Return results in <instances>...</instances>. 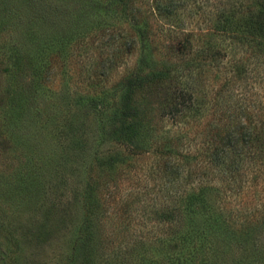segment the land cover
I'll use <instances>...</instances> for the list:
<instances>
[{"label": "rangeland", "instance_id": "1", "mask_svg": "<svg viewBox=\"0 0 264 264\" xmlns=\"http://www.w3.org/2000/svg\"><path fill=\"white\" fill-rule=\"evenodd\" d=\"M227 1L186 0L180 24L206 33L214 28L218 6ZM106 5L104 0H39L31 8L27 0H13L5 7L10 11L5 20L0 7V264H83L94 255L95 264H194L191 258L195 264H258L253 252L262 248L264 255V146L251 143L233 157L236 170L220 171L210 164L215 138L202 132L207 135L204 124L226 112L255 125L264 141V58L259 54H248L239 77L225 86V74L201 61L210 70L206 86L214 88L212 98L228 97L227 104L236 108L214 106L190 127L161 119L163 133L177 140L171 158L178 170L170 176L172 170L159 169L162 154L128 160L119 172L96 167L90 176L101 189V204L87 215L82 183L89 178L85 165L97 138L91 129L99 121L111 125L109 115L120 106L127 79L146 67L149 56L165 59L168 45L178 40L148 15L154 27L151 46L134 48L130 26ZM48 9L50 27L43 23L45 14L38 16ZM113 34H121L120 43L106 45ZM213 35L218 41L224 37ZM228 41H222L225 48ZM207 42L200 37L197 45ZM152 90L144 93L145 102L155 99ZM66 143L89 148L74 157L72 170L39 173L58 159V147ZM111 145L104 141L100 157ZM225 161L230 164L229 155ZM199 182L212 187L206 198L214 213L200 212L192 227H201L210 215L233 220L239 231L246 228L238 244L228 248L229 243L216 242L213 249L197 251L187 248L188 241L186 247L187 226L179 231L163 222L162 206L186 189L196 190Z\"/></svg>", "mask_w": 264, "mask_h": 264}, {"label": "trees", "instance_id": "2", "mask_svg": "<svg viewBox=\"0 0 264 264\" xmlns=\"http://www.w3.org/2000/svg\"><path fill=\"white\" fill-rule=\"evenodd\" d=\"M27 1L31 3V8H36L37 2H39V0ZM94 2L98 4V1ZM104 2H107L108 12L113 13L114 17L119 16L123 23L130 26V31L136 37L133 40L134 45H132L134 48L141 47V44L151 46L154 27L151 25V18L148 15H153L159 22H162L163 28H169L170 33L178 36V40L168 45L165 59L161 58L157 61L149 56V60H145L146 67L133 73L127 79L124 92L120 97V106L109 115L111 125L99 121L94 126V130L91 129L97 138L89 149L94 151L92 159L89 163H85V170L88 171L89 178L82 183L84 202L88 206L87 215L90 214V210L95 204H99V206L101 204V189L90 176L95 172L96 167L119 172L126 167L128 160L148 154H162L165 159L158 164L159 169L172 170L170 176L174 175L179 164L174 162L171 157L177 154L176 150L179 148L176 146L177 140L165 135L163 129L158 126V122L164 118H172L176 124L183 123L186 127H190L193 121H204L208 111H212L214 106L227 104L228 97H220L215 93V97L212 98L214 88L210 89L206 86L210 70L205 68L206 64L204 62L202 64L201 61L208 60L210 68L225 74L223 77V86H225L229 85L235 77H239L243 67L242 62H246V59L249 60L248 54L253 57L259 54L264 58V0L227 1L226 5L218 6L217 12L214 14L216 16L214 28H210L206 33L201 32V35L198 34V31L188 30L180 24L182 21L181 8L187 6L186 0H104ZM7 5L12 7L13 0H0L3 20L10 15L9 9L5 8ZM50 12L51 9H48L38 14V16L45 14L42 19L48 27L54 23L49 19ZM216 32L224 36L221 38L222 41L229 40L226 48L222 41H218L219 38L213 35ZM120 37L121 34L111 35L106 41V45L115 44L116 46L120 43ZM200 37H204L209 42L198 46L197 42ZM121 49L119 45L117 50ZM228 55L231 57L227 58ZM199 63L201 64L199 65ZM152 88L151 94L155 96V99L145 102L144 93ZM222 108L236 107L227 104ZM235 116L232 113L222 112L213 117L211 122L209 121L210 123L204 124L207 135L202 132L203 136L208 138L211 134L215 138L211 141L216 142L213 153L210 155L212 160L210 164L214 168L221 167L220 171L225 168L229 171L236 170L233 157L241 156L251 143L256 147L258 143L262 142L259 145L261 150L264 146L261 130L257 129L255 125H249L246 121H242L237 114ZM202 133L198 134L202 135ZM67 134L69 135V132ZM105 140L110 141L112 147L106 149L103 156L100 157L99 148ZM83 148L88 151V144L87 146L74 145L72 147L70 145L68 147L66 143L62 147L59 146L58 159L46 162L43 167L45 170L43 173H39L44 175L45 172L48 173L53 168L52 173L57 176L60 172L73 168L75 165L72 160L74 161V157L82 156ZM227 155L230 157V164L225 161ZM36 170L38 171L37 168ZM198 184L200 186L196 190L186 189L183 195L179 194L171 200L173 203L169 201L162 206L160 210L162 214H160L162 219L165 218L163 222L168 224L171 229L179 231L187 226L185 240H183L186 242V247L188 241L187 248H197V251L213 249L216 242H227L230 244L228 248L232 247L234 242H241L245 236V225L239 231L234 226L233 220L222 221L218 217L216 220H212L214 211L206 198V189H212V187L210 185L203 186L202 182ZM200 212L211 214L212 216H209L211 220L202 222L201 227L198 225L192 227L195 222H198L197 215ZM222 237L225 240H221ZM251 248L247 252L250 253ZM262 250L259 248L253 252L256 258L255 262L258 264L264 263ZM97 257L98 255H94L90 259H85L83 264H90V262L95 264ZM191 261L194 264L196 262L194 258H191Z\"/></svg>", "mask_w": 264, "mask_h": 264}]
</instances>
